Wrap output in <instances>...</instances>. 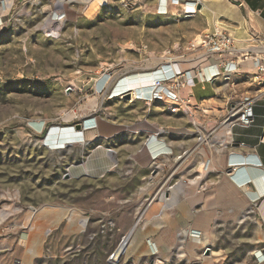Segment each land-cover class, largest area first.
I'll list each match as a JSON object with an SVG mask.
<instances>
[{"label":"rangeland","instance_id":"obj_1","mask_svg":"<svg viewBox=\"0 0 264 264\" xmlns=\"http://www.w3.org/2000/svg\"><path fill=\"white\" fill-rule=\"evenodd\" d=\"M189 3L0 0V264H264L260 208L215 195L227 167L214 136L228 123L126 87L234 14ZM90 119L121 133L94 139L83 131ZM70 130L85 143L66 139ZM156 140L170 147V167L141 161Z\"/></svg>","mask_w":264,"mask_h":264},{"label":"crops","instance_id":"obj_2","mask_svg":"<svg viewBox=\"0 0 264 264\" xmlns=\"http://www.w3.org/2000/svg\"><path fill=\"white\" fill-rule=\"evenodd\" d=\"M202 1L198 5L201 12H211L209 6H216L215 0H207V5L202 4ZM223 3L234 14L225 19L229 25L219 27L234 37V54L213 56L207 60L177 65L178 72L191 71L194 79L191 85L180 89L176 94L183 100L184 105L190 104L188 111L194 116V120H197V115H201V111L209 109L212 110L213 119L228 123L214 136L215 150L221 152L225 150L226 159L217 160L216 164L220 169L224 164L227 167L226 173L219 171L217 175L215 195L223 197L225 205L232 209L237 206L245 211L250 206H257L260 208L259 214L262 213L264 216V73H259L257 69V63L264 64V0H223ZM213 20L209 23L210 32L214 28ZM228 64L237 67L235 73L227 72ZM152 75L155 76L154 79L159 77L157 73ZM253 95L258 100L252 106L251 122L245 124L230 120L228 115L230 110L240 106L236 102L241 97ZM187 98L189 102H186ZM120 127L121 124L97 120V129L90 130L89 134L94 139L98 137L107 140L117 137L121 133ZM108 128L111 130L110 134L102 132V129ZM162 150L164 153L160 154ZM170 151L169 146L165 147L156 140L152 143L148 156H143L141 161H146L148 166H152L162 156L167 159V164H164L163 168L170 167ZM204 154L205 151L200 152L201 156ZM179 159L180 157H177L175 160ZM236 167L239 169L234 170ZM231 171H235L233 175L237 184L225 175ZM238 173H241L240 178L237 177ZM247 180H250V183L243 189L242 186ZM185 191V186L178 187L180 199H183L182 194L185 197Z\"/></svg>","mask_w":264,"mask_h":264},{"label":"built area","instance_id":"obj_3","mask_svg":"<svg viewBox=\"0 0 264 264\" xmlns=\"http://www.w3.org/2000/svg\"><path fill=\"white\" fill-rule=\"evenodd\" d=\"M188 1L192 6L190 8H194L201 3V0ZM234 52V37L218 26H215L213 31L191 41L179 56H174L171 51L165 52L158 68L159 77L154 79L153 86L151 87V95L147 97L150 100L145 99V101L171 100L172 112H176L178 110L177 108H181L184 104L176 92L185 88L187 85H191V81L194 79L191 71L181 73L176 70V66L203 59L207 60L213 56L233 55ZM257 67L259 73H264V64L257 63ZM226 68L229 74H233L237 70V67L233 66V64H228ZM227 79H229V76H227ZM251 104L247 103L239 106V108H235L229 116V119L233 120V122L236 121V123L249 124L251 122L250 119L253 117ZM95 129H97L96 120L90 119L84 122L83 131ZM249 181L247 180L244 184H249ZM116 257V254L112 255L111 259H115Z\"/></svg>","mask_w":264,"mask_h":264},{"label":"bare ground","instance_id":"obj_4","mask_svg":"<svg viewBox=\"0 0 264 264\" xmlns=\"http://www.w3.org/2000/svg\"><path fill=\"white\" fill-rule=\"evenodd\" d=\"M216 2V8H218V10H222L223 8H225L226 7V5H224V3H223V0H215ZM233 6V5H232ZM227 8V7H226ZM236 8V7H235ZM210 11H211V9H210ZM212 12V11H211ZM238 14V13H237ZM241 23V22H240ZM239 30V29H238ZM154 75H149V76H144V77H142V76H140L139 77V79L137 80V79H135V78H133V79H129L128 81H127V88H129V90L131 91V93H132V95H133V97L135 98L136 97V95H138V91L139 92H141V96L144 98V97H148V96H150L151 95V86H153V83H149V84H146V83H143V81L145 82V80L146 79H154ZM143 79H145V80H143ZM134 82H136V83H134ZM136 84H139V87L138 88H136V89H131V87L132 86H134V85H136ZM142 98V100H145V99H143ZM138 99V98H137ZM91 133V132H90ZM63 136L67 139V138H69V137H74L75 138V136H76V138L75 139H78V138H80V139H82L83 138V141L82 142H84L85 143V138H84V136L82 137V135H80V134H78L77 132H75V131H67V132H65L64 134H63ZM89 136H91V135H89ZM72 140V139H71ZM107 152V151H106ZM108 156H109V158H110V160H111V158H113V156L111 155V153H108ZM238 158V156L236 157V159ZM239 159H240V157H239ZM236 161V160H235ZM118 162V161H117ZM234 161H232V163H233ZM238 162V161H237ZM239 162H241V163H243L242 161H239ZM246 162V161H245ZM244 162V163H245ZM85 163V162H84ZM97 163V162H96ZM101 163V162H100ZM95 165V164H94ZM114 165V164H113ZM92 166V165H91ZM117 166V165H116ZM104 167V166H103ZM239 169V167H236L234 170H238ZM108 171V170H107ZM234 173H235V171H234ZM81 175V174H80ZM83 175V174H82ZM90 176V175H89ZM184 187V186H183ZM245 187H246V184L245 185H243L242 186V188L243 189H245ZM184 189V188H183ZM185 190V189H184ZM134 231H135V228L132 230V232L131 233H134ZM132 235V234H131ZM190 236H191V232H190ZM130 239H131V236H127L126 238H124V241H123V243L121 244V246L118 248V250L116 251V256L117 257H119L120 256V254H122V252L126 249V247L128 246V244H129V242H130Z\"/></svg>","mask_w":264,"mask_h":264},{"label":"water","instance_id":"obj_5","mask_svg":"<svg viewBox=\"0 0 264 264\" xmlns=\"http://www.w3.org/2000/svg\"><path fill=\"white\" fill-rule=\"evenodd\" d=\"M127 97L129 98L130 96L128 95ZM76 129L81 130V126H77Z\"/></svg>","mask_w":264,"mask_h":264}]
</instances>
